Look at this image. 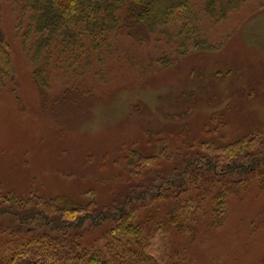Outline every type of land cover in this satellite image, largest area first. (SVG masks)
<instances>
[{"label":"rangeland","instance_id":"rangeland-1","mask_svg":"<svg viewBox=\"0 0 264 264\" xmlns=\"http://www.w3.org/2000/svg\"><path fill=\"white\" fill-rule=\"evenodd\" d=\"M191 1L205 8L204 0ZM220 9L202 14L210 49L183 47L175 34H146L133 21L97 45L85 36L62 52L53 43L39 59L40 80L27 52L34 39L23 38L28 16L2 0L14 78L0 84V259L33 235L32 222L22 225L7 200L37 195L74 206L94 198L109 208L132 192L144 241L160 225L165 231L162 264H264L263 165L212 175L213 183L202 177L189 190L183 181L161 197L135 191L169 184L185 158L207 154L227 166L223 155L242 150L233 142L254 138L252 147L243 144L251 154L264 142V0H240L223 16ZM137 152L157 161L130 163ZM154 214L158 223H147Z\"/></svg>","mask_w":264,"mask_h":264},{"label":"trees","instance_id":"trees-1","mask_svg":"<svg viewBox=\"0 0 264 264\" xmlns=\"http://www.w3.org/2000/svg\"><path fill=\"white\" fill-rule=\"evenodd\" d=\"M4 1H10L12 5L18 7L22 16H28V25L23 38L25 41L31 37L34 39L27 52L32 55V62L36 67L35 74L41 80V76H43L41 70H44V66H39L38 62L44 50L51 53L53 43L65 46L62 48V52L68 51V46L73 47L78 41L81 42L80 39H84L85 36L90 37L92 43L97 45L98 42H107L120 31L123 32L122 30L132 28L130 23L133 21L141 23L143 28L145 27L146 34L162 33L170 36L175 34L182 40L183 47L186 44L192 50L210 49L207 38L199 28L202 14L215 16L214 11L218 4L223 16V13H227L229 8L240 0H204V9H198L191 0ZM1 9L2 0H0V11ZM1 19L0 14V84L4 85L8 79L13 80L14 71ZM128 35L131 37L134 35L135 38L139 37V40H143L137 33ZM97 38L100 40L97 41ZM45 64H47V60ZM253 141L254 138L239 140L233 142L232 145L237 146L243 143L245 147H252ZM243 144L242 150L223 155L225 160L227 159V166H222L221 162L216 163L207 154L192 156L193 158L189 160L185 158V165L183 164L184 166L180 170L176 171L177 169L174 168L170 171L168 178L173 183L168 181L169 184L163 186L160 181L152 182L142 185L135 191L142 196H147L148 194L145 195L144 192H149L152 197H161L176 187L180 190L184 187L183 181L188 182L185 187L189 190L195 180L202 177L213 183L212 175H215L213 178L229 176L232 173V168L236 172L242 170L252 173L258 169L259 165L264 166L263 140L252 154L248 153V150L243 151ZM251 159L252 163L247 166V161ZM127 160L130 163L139 162L143 165L155 158H148L137 152L130 155ZM239 166L244 170H239ZM219 167L220 176L217 174ZM228 181L226 179L225 183L227 184ZM191 201L193 200L188 197L183 202L188 207H192L194 204ZM6 202L11 210L14 209L13 211L17 214L22 225L32 222L33 226L27 230L29 234L33 235H30L31 239L19 251L11 256L1 258L0 264L164 263L166 257L165 231L160 225L152 234L151 242L150 240L144 241L143 228L138 221L132 219L139 207L136 205L138 203L135 202L132 192L127 193L120 201L113 202L109 208H98V203L94 198L86 204L74 206L65 204L59 197L37 195H30L22 200L13 197ZM217 205L218 211L223 213L222 202L218 201ZM156 216L154 214L147 217L146 222L150 223L154 219L158 223ZM107 224L108 227L104 232L99 233L101 238L93 236L94 232L102 231ZM100 239L105 241L102 248L97 247L96 244ZM142 245L145 248L141 249ZM139 246L141 248H138Z\"/></svg>","mask_w":264,"mask_h":264}]
</instances>
